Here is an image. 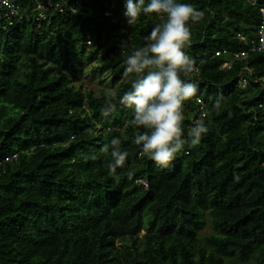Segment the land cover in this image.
<instances>
[{"label": "trees", "instance_id": "obj_1", "mask_svg": "<svg viewBox=\"0 0 264 264\" xmlns=\"http://www.w3.org/2000/svg\"><path fill=\"white\" fill-rule=\"evenodd\" d=\"M50 1L45 21L30 0L0 20V264H264V52L230 70L215 55L249 49L237 34L257 38L264 0H177L203 13L182 49L198 69L181 74L198 86L182 138L198 99L209 115L200 143L167 167L133 142L143 129L120 102L146 74L125 77L122 42L141 47L164 18L131 27L124 0ZM97 74L109 92L82 86ZM113 138L128 153L114 171Z\"/></svg>", "mask_w": 264, "mask_h": 264}, {"label": "clouds", "instance_id": "obj_2", "mask_svg": "<svg viewBox=\"0 0 264 264\" xmlns=\"http://www.w3.org/2000/svg\"><path fill=\"white\" fill-rule=\"evenodd\" d=\"M157 14L162 16L163 23L152 26L148 35L142 39L141 47L122 42L120 56L126 57L125 72L139 75L120 98L122 105L133 112L131 124L137 132L133 142L142 146V154H150L157 166L167 167L182 151L185 145L195 147L201 137L207 132L206 118L209 113L202 110L194 126L184 133L183 109L185 101L191 100L198 92V86L181 78L195 68L192 60L182 49L191 38L189 21L196 22L203 17L194 5L178 3L177 0H125L124 16L129 26L134 27L141 15ZM224 97L221 94L214 103L219 109ZM111 105H107L103 115L110 114ZM120 141L113 138L111 141L112 158L115 161L109 165L111 170L124 165L128 156L126 151L119 148ZM97 157L93 156V159Z\"/></svg>", "mask_w": 264, "mask_h": 264}, {"label": "built area", "instance_id": "obj_3", "mask_svg": "<svg viewBox=\"0 0 264 264\" xmlns=\"http://www.w3.org/2000/svg\"><path fill=\"white\" fill-rule=\"evenodd\" d=\"M33 3L34 11L37 12L34 20L36 22L45 21L50 19L47 14V9L52 6L50 0L44 3L42 0H30ZM252 4H256L255 0H249ZM125 3V0H124ZM114 6V5H113ZM0 8L2 9V14L0 15V20L5 19L9 23H13V20L22 17L21 11L22 7L19 0H0ZM125 11V10H124ZM260 16L261 21L259 25L258 35L256 39L246 41L247 39L242 34H237V37L241 41H245L248 45V50L243 51H230L228 49H223L216 52L217 57H224V62L222 65V69L230 70L233 64L236 61H247L250 52H264V6L260 8ZM253 77V70L252 68L245 63L240 76H239V83L241 87L245 88L249 84ZM198 104L200 105V110H204V103L201 99L197 100ZM260 108L264 110V103L260 104ZM145 186L146 183H144Z\"/></svg>", "mask_w": 264, "mask_h": 264}, {"label": "rangeland", "instance_id": "obj_4", "mask_svg": "<svg viewBox=\"0 0 264 264\" xmlns=\"http://www.w3.org/2000/svg\"><path fill=\"white\" fill-rule=\"evenodd\" d=\"M102 78H104V77H101L100 75H88L87 77H86V79L83 81V84H82V86L84 87V88H90V89H92L95 93H96V95H100V93L102 92V91H104V92H109L111 89V86H110V82L109 81H107L106 83H101L100 82V80L102 79ZM205 232L206 233H208V232H210V229L209 228H207L206 230H205Z\"/></svg>", "mask_w": 264, "mask_h": 264}]
</instances>
